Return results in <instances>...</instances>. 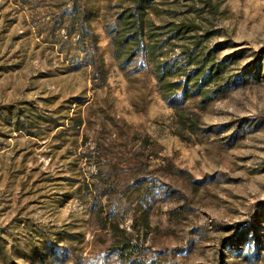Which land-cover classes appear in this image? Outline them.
Returning a JSON list of instances; mask_svg holds the SVG:
<instances>
[{"label":"rangeland","instance_id":"374dc122","mask_svg":"<svg viewBox=\"0 0 264 264\" xmlns=\"http://www.w3.org/2000/svg\"><path fill=\"white\" fill-rule=\"evenodd\" d=\"M138 1L0 0V264H264V0Z\"/></svg>","mask_w":264,"mask_h":264},{"label":"trees","instance_id":"16d2710c","mask_svg":"<svg viewBox=\"0 0 264 264\" xmlns=\"http://www.w3.org/2000/svg\"><path fill=\"white\" fill-rule=\"evenodd\" d=\"M151 0H139L136 4V7L133 9L132 12H129L126 14L125 18H130V20L125 23L124 28H135L134 20H137V18H140V22L137 23L136 29L134 30V35H129V37H126L127 39H131L136 37V40H139L138 45L140 44V41H142L144 38H152L153 37V29L151 28L150 32L145 31V26L143 22V15L146 12L147 4ZM132 18V19H131ZM174 23H170L169 26H171L170 30H174L175 32L180 33L181 26H173ZM187 29H185L187 32L191 29L188 28V25L186 26ZM154 43L150 41V43H147L148 47L153 51L155 49V46H153ZM152 46V47H151ZM187 58L189 59L188 65L190 70L186 71V75L188 77L186 86L183 89V98H187L189 96V90L188 85L192 83V86H194V92L196 94H199L203 97L207 96L205 87L209 86L211 84H217V87L221 89L224 86V76L226 72V63H227V57L222 59H215L210 54L211 53H205L204 55L200 56V53H188ZM232 57V56H229ZM168 84H171L169 82ZM226 85V84H225Z\"/></svg>","mask_w":264,"mask_h":264}]
</instances>
